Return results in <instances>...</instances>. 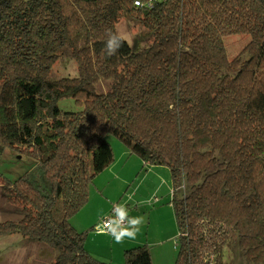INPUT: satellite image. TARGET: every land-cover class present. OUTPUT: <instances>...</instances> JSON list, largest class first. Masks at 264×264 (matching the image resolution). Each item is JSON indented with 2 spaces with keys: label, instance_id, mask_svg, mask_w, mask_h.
I'll use <instances>...</instances> for the list:
<instances>
[{
  "label": "trees",
  "instance_id": "trees-1",
  "mask_svg": "<svg viewBox=\"0 0 264 264\" xmlns=\"http://www.w3.org/2000/svg\"><path fill=\"white\" fill-rule=\"evenodd\" d=\"M141 3L0 0V161L30 163L12 180L0 174L23 214L0 222V235L48 247L50 264H109L70 218L113 163L114 136L169 170L174 264H222L227 241L264 264V0ZM124 13L140 32L108 57ZM230 36L247 40L233 58ZM65 99L79 110L61 109ZM123 255L152 264L145 244Z\"/></svg>",
  "mask_w": 264,
  "mask_h": 264
},
{
  "label": "rangeland",
  "instance_id": "rangeland-1",
  "mask_svg": "<svg viewBox=\"0 0 264 264\" xmlns=\"http://www.w3.org/2000/svg\"><path fill=\"white\" fill-rule=\"evenodd\" d=\"M135 24L136 22L124 13L122 20L116 26V32L130 36L133 40L134 35L140 32L137 31ZM224 41L229 57L233 58L247 40L241 36H230ZM58 105L61 109L79 110L70 99L62 100ZM108 141L117 160L112 163L110 169L100 173L102 175L90 184L91 190L97 188L102 193L101 198L95 199L97 207H99L97 202L101 203L100 209L94 206L93 201L89 208L75 215L76 218L71 217L70 223L80 232L87 231L85 247L92 256L101 261L109 264H125L123 255L125 245L139 242L148 246L152 264H174L177 257L178 227L171 203L173 187L168 168L166 166L143 167L137 157L124 156L120 160L119 151L127 149L126 145L114 136H109ZM133 158L137 160V165L134 164ZM28 165L30 163L27 158L21 159L14 154L12 156L6 153L0 161V174L12 180L23 174ZM161 178L167 181L163 186ZM97 183L99 187H94ZM95 191L98 193L97 190ZM93 194L92 191V196ZM115 203L126 204L130 216L144 218V223L135 240L126 238L122 243L117 244L111 235L97 234L95 230L97 223L103 216L111 214ZM21 208V205L7 199L3 191V180L0 177V222L18 223L23 217ZM93 213L100 215L94 228H91L92 224L87 225L86 220ZM76 219L80 224H77ZM53 257L48 247L34 243L29 238L19 234L0 235V264H50ZM222 264L250 263L243 257L242 249L236 243L227 241L222 251Z\"/></svg>",
  "mask_w": 264,
  "mask_h": 264
},
{
  "label": "clouds",
  "instance_id": "clouds-1",
  "mask_svg": "<svg viewBox=\"0 0 264 264\" xmlns=\"http://www.w3.org/2000/svg\"><path fill=\"white\" fill-rule=\"evenodd\" d=\"M137 7L144 6L141 0H134ZM148 6L151 7V0H148ZM127 43L129 46L132 44L130 36H124L117 32H109L107 39L104 42V52L108 57L114 56L119 51L120 47ZM167 181L161 178V185H165ZM181 189L186 187L182 184ZM144 223V218L137 216H129V209L126 204L115 203L112 206L111 214L105 215L101 218L100 222L96 225V232L98 235H111L115 243L120 244L126 238L135 240Z\"/></svg>",
  "mask_w": 264,
  "mask_h": 264
},
{
  "label": "crops",
  "instance_id": "crops-1",
  "mask_svg": "<svg viewBox=\"0 0 264 264\" xmlns=\"http://www.w3.org/2000/svg\"><path fill=\"white\" fill-rule=\"evenodd\" d=\"M120 154H119V157L118 158H120V160L121 159H123L124 158V156H127V157H137V156H135L134 154H131L129 151H128V149H126L125 148V150L124 149H120ZM135 158H133V161H134V164L136 163V165H137V160H135ZM138 159H140L139 157H137ZM117 160V158L115 157V155H114V161H113V163L115 162ZM140 161L142 162V160L140 159ZM142 165H143V167H156V166H152V165H148V164H144L143 162H142ZM112 166V164L108 167V168H106L105 170L107 171L108 169H110V167ZM152 169H155V168H152ZM105 170H103V171H105ZM103 171L102 172H100V173H103ZM98 174V175H96V178H94V180H93V182H95V179H97L98 177H100L99 175H102V174ZM99 187V185H98V183L96 184V186H94V187ZM95 190H97V192L98 193H96V191ZM92 191H93V196H92ZM102 195V193H100V191L97 189V188H95L94 190H91V188H89V197H88V201H87V203L84 205V207H82V209L80 210V211H78L75 215H77L78 213H81L84 209H86L87 207L89 208L90 207V205L91 204H93V201H94V206L95 207H97L96 206V201H95V199H97V198H101V195ZM97 204H98V206L99 207H97V208H99L100 209V205H101V203H99V202H97ZM90 212V211H89ZM74 215V217L76 218L77 216H75ZM99 215L100 214H97L96 213V215L93 213L90 217H89V219H87L86 220V224L87 225H90V224H92L91 225V228L93 227V226H95L96 225V222H97V219H98V217H99ZM79 219V218H78ZM76 222H77V224H80V222H78V220L76 219ZM87 225H85V226H87ZM84 228H88V227H84ZM87 232V231H86ZM134 244H136V245H142V244H140L139 242H136V243H129V244H126L125 245V247L126 246H130V245H134ZM146 245V244H145Z\"/></svg>",
  "mask_w": 264,
  "mask_h": 264
},
{
  "label": "built area",
  "instance_id": "built-area-1",
  "mask_svg": "<svg viewBox=\"0 0 264 264\" xmlns=\"http://www.w3.org/2000/svg\"><path fill=\"white\" fill-rule=\"evenodd\" d=\"M95 230H96V228H95Z\"/></svg>",
  "mask_w": 264,
  "mask_h": 264
}]
</instances>
